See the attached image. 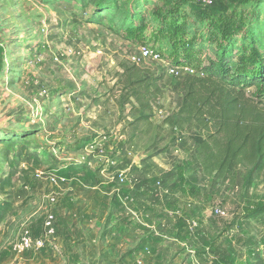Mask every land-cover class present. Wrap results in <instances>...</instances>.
<instances>
[{"label":"rangeland","instance_id":"rangeland-1","mask_svg":"<svg viewBox=\"0 0 264 264\" xmlns=\"http://www.w3.org/2000/svg\"><path fill=\"white\" fill-rule=\"evenodd\" d=\"M148 1L137 28L119 31L90 23L75 0H0V264H264V213L253 215L264 172L250 186L240 166L232 181L204 175L195 124L165 154L141 153L116 102L122 64L160 76V124L180 106L182 78L214 57L219 32L252 20L264 0L216 13L232 1ZM142 46L161 60L134 63ZM48 213L54 236L17 254Z\"/></svg>","mask_w":264,"mask_h":264},{"label":"trees","instance_id":"trees-1","mask_svg":"<svg viewBox=\"0 0 264 264\" xmlns=\"http://www.w3.org/2000/svg\"><path fill=\"white\" fill-rule=\"evenodd\" d=\"M75 1L82 11H92L90 23L110 21L119 31L135 30L136 11L140 7L144 11L149 4L148 0H131L127 7L121 4L123 0ZM231 1L213 11L236 12L242 1L252 0ZM213 6L214 1L209 8ZM260 7L252 20L242 19L241 27L219 32L214 57L207 59L198 74L182 78L180 106L160 124H153L152 118L163 94L161 77L134 64H122L116 102L121 113L127 109L131 116L123 129L128 134L127 144L135 141L139 151L150 156L165 154L174 148L178 136L195 124L205 134L196 146L204 175L232 181L230 167L240 166L247 185L260 179L264 172V7ZM256 213H264V208L253 215Z\"/></svg>","mask_w":264,"mask_h":264},{"label":"built area","instance_id":"built-area-1","mask_svg":"<svg viewBox=\"0 0 264 264\" xmlns=\"http://www.w3.org/2000/svg\"><path fill=\"white\" fill-rule=\"evenodd\" d=\"M201 4L203 7H210L213 4L212 0H194ZM149 60L151 62H159L161 60L160 55L146 46H142L139 48L138 56L132 57V61L134 63H138L141 61ZM179 68L177 67H169L167 69V74L170 76H177L179 74ZM63 182V180H61ZM52 183H56L55 180L52 179ZM218 215H224V212L221 210L217 211ZM54 218L51 214H46V217L43 222V230L42 233L38 237H32L28 232H25L19 241V246L17 250V254L23 253L24 251L34 250L39 251L44 248L45 242L54 236Z\"/></svg>","mask_w":264,"mask_h":264}]
</instances>
